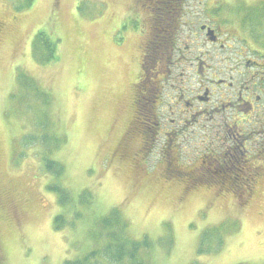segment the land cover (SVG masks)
I'll use <instances>...</instances> for the list:
<instances>
[{"label": "rangeland", "instance_id": "rangeland-1", "mask_svg": "<svg viewBox=\"0 0 264 264\" xmlns=\"http://www.w3.org/2000/svg\"><path fill=\"white\" fill-rule=\"evenodd\" d=\"M183 1V23L195 12L214 9L193 21L216 27L220 23L233 38L226 40L231 49L216 53L222 62L216 75L232 78L237 87L250 80L253 72L239 76L231 70H242L250 59L239 57L240 50L264 55V0ZM137 2L143 0H0V264H63L98 250V218L115 207L129 235L135 240L147 237L152 244L151 264H264V165L252 161L260 175L250 191L234 193L215 181L189 179L197 176V170L189 171L195 169L201 149L217 142L215 133L224 126L220 118L203 120L205 128L194 129L180 148L171 150L180 164L190 165L180 169L183 178L167 179L161 161L165 135L148 156L147 169L133 160L141 155L142 141L138 133L131 139L127 133L135 118L141 47L152 19ZM211 17L217 22L210 23ZM190 32L180 37L183 49L189 44L191 50L178 78L187 97L193 96L191 91L200 93L203 85L191 66L195 57L209 51L213 54L204 55L205 64L219 63L214 60L216 48ZM39 33L49 42L58 41L59 59L48 62L44 49L35 54L32 42ZM165 94L172 97L170 90ZM45 134L58 147L41 144ZM31 135L38 140L28 145ZM50 147H57L53 156L66 167L67 187L75 195L90 189L95 196L91 210L79 206V217L69 213L60 230L55 218L61 209L48 190L51 179L42 162ZM70 221L72 227L67 226ZM204 233L215 238L227 234L223 248L212 253L213 241L199 255ZM166 243L172 245L169 252L162 246Z\"/></svg>", "mask_w": 264, "mask_h": 264}, {"label": "flooded vegetation", "instance_id": "flooded-vegetation-1", "mask_svg": "<svg viewBox=\"0 0 264 264\" xmlns=\"http://www.w3.org/2000/svg\"><path fill=\"white\" fill-rule=\"evenodd\" d=\"M183 3L184 2H181V5H183ZM156 5L163 4L157 3ZM177 5L178 4H176L173 9L167 6L165 10L156 9L158 14L166 11L169 15L175 14L179 15V17L181 16V19L178 27L173 25L175 34L170 49L168 52H164L159 60L165 64L163 72L165 81L155 83L157 85L154 87V81H152L150 77L151 73H149V69H147L148 66L145 68L144 63L140 66L142 72L140 79L135 84L136 92L137 88H140L141 91L143 86H149V84L153 87L145 93V101H133L135 108H139V104L141 103L142 110L144 111L143 113H135V125L139 127L138 121L143 125L148 122L146 124L148 125L154 117L157 120V136L159 138V136L165 135L167 140L165 146L170 150L172 147L181 146L194 129L201 131L202 128H205L201 123L203 120L217 121L220 118V120L224 122V126L217 130L218 134L215 133L219 138L213 145L211 144V142L213 143L212 140L210 142L211 146H205L201 149L202 154L197 163H199V168L203 173L198 175L199 168L189 171L195 172L197 170V176L191 177L189 175V179L192 180L195 179L200 181L206 179L212 181L216 176L207 178L204 169L209 168L210 170L212 165L216 163H222L224 165L235 163L243 169L247 168L252 161L264 165V158L255 157L257 151L256 146L260 142L264 143V55L256 56L257 52H252L254 55H250L246 51L240 50V54H238L239 57L248 55L250 59L245 61L242 70L231 71L239 76L243 75L245 72H253L251 78H249L250 80L247 79L243 82H239L237 87L232 78L229 80L220 79L216 74L220 72L218 67L222 62L216 53L231 49L230 45H228V41L233 38L224 33L223 26L220 23H218V27H216L213 26L214 24L201 23V19H197L196 22L193 21V18L199 14H208V16H210L214 9L210 13L208 10L205 11L203 9L200 10V13L195 12L193 13L195 16L191 18L192 20L190 19L183 23L185 6L178 9ZM138 8L141 9L143 13L150 14L151 16L154 12L149 10L151 7L148 4L146 6L138 5ZM213 22H217L216 18L214 20V18L211 17L210 23ZM162 30L164 31L159 34L162 38H166L167 35H173L172 32H168V29L166 30L163 28ZM187 30L191 31V37H196L198 35L202 36L207 45L215 47L214 60H219L220 63L219 64L217 61L215 67L205 64L204 55L210 56L213 54L209 51H206L204 54L202 52L203 58L195 57V61L191 63V66L194 67L198 75V81L203 85L200 87V93L191 91L192 97L186 96L184 86L178 81V78L184 75L182 69L186 64V56L191 50V45L188 44L183 49L180 42V37L182 38ZM211 33L213 34L211 37H213L215 41L210 40L211 37L208 35ZM224 35L225 39L223 38ZM226 40L228 41L226 42ZM149 62L150 64L152 63L151 57L149 58ZM158 66L160 67V65ZM157 86L158 88H156ZM167 90L172 91V97L165 94ZM157 95H159V99L154 97ZM227 114L229 116H227ZM229 120L232 122V126L238 128L240 124L244 123V127L240 128V130L233 129L230 123H228ZM235 121H237V123H235ZM256 122L258 125H256ZM260 122H263V124ZM130 129L131 128H129V131ZM133 129H131L132 134H134ZM209 132H212V129H209ZM127 135L128 139L135 136L129 135L128 133ZM250 146H254L253 150L250 149ZM181 157L183 156L181 155ZM178 163L181 167L190 166L180 164L179 159ZM169 176L170 177L167 178L168 180L175 177L183 178L182 170L175 168V170L169 173Z\"/></svg>", "mask_w": 264, "mask_h": 264}, {"label": "trees", "instance_id": "trees-1", "mask_svg": "<svg viewBox=\"0 0 264 264\" xmlns=\"http://www.w3.org/2000/svg\"><path fill=\"white\" fill-rule=\"evenodd\" d=\"M146 1V2H145ZM183 0H143V2H137L138 5H149L151 8L149 10L154 11L152 13V19H150V26H151V32L149 33V36L146 37V39H143V45L141 50V65L144 63V67L149 69L150 77L152 78V81H154V87L155 83H158L159 81L164 82L165 77L163 76V72L165 69V64L163 62H160V57L163 56L164 52H168L170 49L173 38L175 34V30L173 28V25L175 27H178V24L180 22L181 16L179 15H169L166 11L160 12L158 14V11L156 9H163L165 10V7H170L173 9L176 4H178V9L183 7L180 2ZM157 3L163 4V5H156ZM172 12V11H171ZM149 22V21H147ZM1 23V22H0ZM168 29V32H172V36H168L166 38H162L161 35H159L164 30L162 29ZM171 33V34H172ZM165 36V35H164ZM58 41H48L43 38L42 33H39L35 36L34 41L32 42L33 50L36 53H38L41 49H44L47 51V61L53 62L59 59V56L56 52V44ZM44 58H41L39 60L40 63H44ZM151 57L152 63L150 64L149 58ZM38 58V57H37ZM143 60V61H142ZM160 65V67L158 66ZM159 67V68H157ZM153 86H143L142 90L140 91V88H137V92L134 89L133 101L136 100L139 101H145L146 96L145 93L150 90ZM158 88V86L156 87ZM24 91V90H23ZM26 91V90H25ZM24 93V92H23ZM27 93V92H26ZM162 93V92H161ZM142 94V95H141ZM45 96L51 97L49 94H43ZM157 96V99H159ZM136 98V99H135ZM153 100V98H152ZM158 101V100H157ZM49 98L45 101V104L49 103ZM141 106V103L139 104ZM19 107H22V105H18ZM30 100H28V107H30ZM139 108H135L136 112H144L142 110V106ZM149 107V106H148ZM141 108V109H140ZM150 108V107H149ZM137 118V117H136ZM38 125L42 126L41 128L44 130V123H42L39 119H37ZM48 120V119H47ZM148 125H146L148 122H146L145 125L140 124L138 121V125H135V118L131 125V129H135L137 127L138 132H134L132 134V130L128 132L129 135H136L138 133V137L141 138L142 141V148H141V155L134 157L133 160L136 162H139L140 164L144 163L146 165V169L148 167L147 159L150 154L153 153L154 147L156 146V143L158 142V127H157V120L153 117L151 119ZM45 125H49L46 121ZM133 129V130H134ZM41 137L40 143L43 144V142H47L49 144L56 145L58 147V144L56 142H53V139L49 136V134H45ZM31 138V140H29ZM38 140V136L31 135L28 136V142L26 144L31 145L35 143V141ZM44 142V143H45ZM48 144V145H49ZM62 145V144H61ZM57 147H50L49 152L44 151V156L42 157V162L44 163L45 172L49 173L51 183L48 186V190L52 193H54L55 196H57L58 199V205L61 209L60 212L56 218H55V228L60 230L63 228L65 224V217H69V213H73L74 217H79V214L77 208L79 206H85L88 207V210H91L95 205V196L92 190L90 189H84L79 193V195H75L73 191L67 187L65 184V175H66V167L58 160H56L53 156L54 150L57 149ZM181 146H178L175 148L172 147L170 150L168 148H164V150L161 153V157L163 162L166 163L165 169L167 175L175 168L177 169H188L187 167H181L178 163V159L175 158V156L172 153V149L177 150ZM162 148V149H163ZM53 149V150H52ZM256 158H264V143L260 142L256 146ZM124 146L122 147V153L125 156ZM53 152V153H52ZM137 159V160H136ZM177 161V162H176ZM185 165V164H183ZM199 163H196L194 168H199ZM258 167H255L252 165V163L245 169L239 167L238 164L232 163L229 165H224L222 163L219 164H213L212 168L209 170V168L204 169L205 175L207 178H213L216 176L212 181H215L214 184L222 185L223 188L229 189V191H233L234 193L238 190L245 189L246 191H250L251 188L254 186V181L256 177L260 175L257 171ZM192 171V170H191ZM199 168L198 175H201L203 172ZM208 180H200L198 182L200 183H209ZM239 191V192H240ZM118 207H115L112 209L107 215L101 216L98 218L97 221V229L98 233H95V241L100 245V248L98 250H93L85 254L84 256L73 259V260H67L63 264H151L152 261L149 258V254L152 253V244L149 242L147 237H143L140 240H135L132 238L128 233V224L121 218V216L117 212ZM70 211V212H69ZM72 218V219H73ZM71 220V218H70ZM68 227H72L73 224L70 225L67 224ZM225 233L217 234V238L213 237L210 233H204L202 237L199 240V250L198 254L203 255L205 253L204 245L205 244H211L213 241H216V247L211 250L212 253L219 252L223 247L224 239L223 235ZM227 234H225L226 236ZM101 242H104L105 244H100ZM103 245V246H102ZM164 249L169 252L172 245L169 243H166L165 245H162ZM222 247V248H221ZM209 252V253H211Z\"/></svg>", "mask_w": 264, "mask_h": 264}, {"label": "water", "instance_id": "water-1", "mask_svg": "<svg viewBox=\"0 0 264 264\" xmlns=\"http://www.w3.org/2000/svg\"><path fill=\"white\" fill-rule=\"evenodd\" d=\"M211 35H213L212 33L209 34L208 36L211 37ZM211 41H215V39L213 37L210 38Z\"/></svg>", "mask_w": 264, "mask_h": 264}]
</instances>
